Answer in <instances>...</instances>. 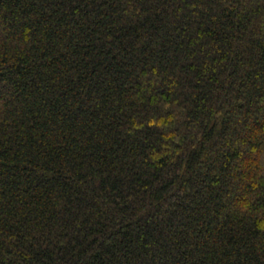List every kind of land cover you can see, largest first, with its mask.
I'll return each mask as SVG.
<instances>
[{
  "label": "trees",
  "instance_id": "trees-1",
  "mask_svg": "<svg viewBox=\"0 0 264 264\" xmlns=\"http://www.w3.org/2000/svg\"><path fill=\"white\" fill-rule=\"evenodd\" d=\"M0 264H264V0H0Z\"/></svg>",
  "mask_w": 264,
  "mask_h": 264
}]
</instances>
